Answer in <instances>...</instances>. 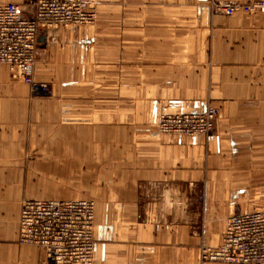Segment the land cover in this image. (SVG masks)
Instances as JSON below:
<instances>
[{"label": "crops", "instance_id": "obj_1", "mask_svg": "<svg viewBox=\"0 0 264 264\" xmlns=\"http://www.w3.org/2000/svg\"><path fill=\"white\" fill-rule=\"evenodd\" d=\"M102 1L106 26L38 39L36 80L52 71L74 90L44 97L0 66V264H46L18 243L26 198H99L94 264H199L198 247L219 246L231 215L264 210V169L252 167L264 163V14ZM208 100L223 108L211 136L157 132L159 115Z\"/></svg>", "mask_w": 264, "mask_h": 264}, {"label": "built area", "instance_id": "obj_2", "mask_svg": "<svg viewBox=\"0 0 264 264\" xmlns=\"http://www.w3.org/2000/svg\"><path fill=\"white\" fill-rule=\"evenodd\" d=\"M215 0L214 12L235 16L264 14V0L250 3ZM100 0H26L25 7L0 4V66L9 67L33 90L36 51L45 31L93 25ZM33 12L26 16V10ZM92 12V13H91ZM194 113L163 114V135L189 138L207 134L214 123ZM211 125V126H210ZM97 205L93 200L26 198L19 213L18 243L41 251L46 264H94ZM201 260L218 264H264V210L236 211L228 218L221 244L206 248Z\"/></svg>", "mask_w": 264, "mask_h": 264}, {"label": "rangeland", "instance_id": "obj_3", "mask_svg": "<svg viewBox=\"0 0 264 264\" xmlns=\"http://www.w3.org/2000/svg\"><path fill=\"white\" fill-rule=\"evenodd\" d=\"M253 1H255V0H253ZM100 2H101L100 6L95 10V14H96L95 22L96 23H94L93 25H90V26H86V27H77V29H75V30H90V29L96 28L97 25L100 26V25H104V24L106 26V23H104V21H102L101 18L98 17L99 15H101L103 13L102 6L104 5V2L102 0H100ZM230 2H234V0L230 1ZM250 2H252V1H249V2H246V3H250ZM262 2H263V0L258 1L256 3L261 4ZM214 4H215V0H210L209 7H210V9H211V11L213 13H215L214 12V10H215L214 9ZM236 15L237 16H247V15H244L243 13H238ZM110 26H113V23H110ZM60 29H63V28H58L57 30H60ZM65 29H70V28H65ZM65 29H63V30H65ZM81 50H82L83 56H85V58H86L87 54L84 55V51L86 50V48L85 49H81ZM94 56H95V54H94ZM51 73H52V71H51ZM51 73H50L48 78H45L46 80H42V81H37L36 77H34V83H39L40 86H39L38 90H35V89L33 90V88H32V91L39 92V93L40 92L45 93L44 97L51 98L57 92L65 91V90H74V87L72 86V84L71 85L68 84L67 81H57V80H55V78L53 77V75ZM35 76H36V73H35ZM28 86H30V85H28ZM84 86H85L84 84H81L78 87L77 90H82ZM123 86L125 87L126 85H123ZM128 86H132V85H128ZM155 86L156 87H161L162 85L161 84H156ZM164 86H166V85H164ZM30 87H32V86H30ZM128 92L129 91L126 89V91L124 93H128ZM154 103H159V101L155 100ZM222 111H223V108H222V106L219 103H216V102H214L212 100H208L206 108L204 110L198 111V113H194V114L203 115L206 118V120L209 122V124H210V121L212 120L214 122V126L210 125L211 126V131H209L207 134H199V135H197L195 137H192V138H189V139H196V138H199V137L205 138V137H208V136H211L212 134H214L216 132V129H217V123H218V121L220 120V118L222 116ZM161 116L159 115V117H157V121H156V126H157V132L158 133H160V131H159V120H160ZM252 167L253 168L264 169V163L263 162L254 163V164H252ZM259 187H261V186H259ZM191 196L192 195H188L189 199H190ZM196 198H197V203L198 204L199 203L200 204L202 203L203 205L205 204V197H204V195H202V193L199 194ZM93 199H95L93 201H95L96 205H97V215H98V207H99V204H100L101 201L99 200V204H98L97 200L99 198L98 199L93 198ZM172 204L174 205V203H172ZM194 214H195V212H194ZM97 221H98V217H97ZM211 247L215 248V246H209V245H206V244H201L198 247V249H197L198 251L197 252L200 253V255H199V257H200L199 264L208 263V262H203L201 260V258H202L203 251L206 248H211ZM213 264H218V263H213Z\"/></svg>", "mask_w": 264, "mask_h": 264}, {"label": "bare ground", "instance_id": "obj_4", "mask_svg": "<svg viewBox=\"0 0 264 264\" xmlns=\"http://www.w3.org/2000/svg\"><path fill=\"white\" fill-rule=\"evenodd\" d=\"M0 4H2V3H0ZM219 15H223V16H225V17H233V16H228V15H226V14H219ZM6 67V66H5ZM11 73H14L15 75L17 74L16 72H13L12 70H10V68L9 67H6ZM212 124L214 123L213 121L211 122Z\"/></svg>", "mask_w": 264, "mask_h": 264}]
</instances>
